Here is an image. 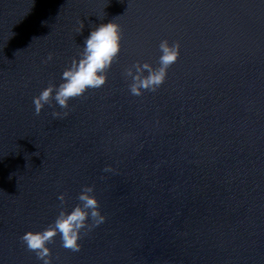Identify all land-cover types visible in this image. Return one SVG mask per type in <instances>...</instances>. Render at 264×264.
Returning <instances> with one entry per match:
<instances>
[{"label": "water", "instance_id": "1", "mask_svg": "<svg viewBox=\"0 0 264 264\" xmlns=\"http://www.w3.org/2000/svg\"><path fill=\"white\" fill-rule=\"evenodd\" d=\"M113 20L107 83L35 115L33 98ZM165 39L179 60L131 95L125 69L158 67ZM86 185L106 221L79 252L58 235L52 264H264V0H0V264H43L20 237Z\"/></svg>", "mask_w": 264, "mask_h": 264}, {"label": "clouds", "instance_id": "2", "mask_svg": "<svg viewBox=\"0 0 264 264\" xmlns=\"http://www.w3.org/2000/svg\"><path fill=\"white\" fill-rule=\"evenodd\" d=\"M82 28L83 23L80 22L78 33ZM122 39L121 25L114 20L95 27L85 39L84 46L78 54L79 58H73L70 66L64 69L62 82L58 86L49 83L38 96L33 98L35 115L38 116L45 105L52 107L53 101L61 109H68L70 100L82 98L89 90L103 87L107 83L109 70L119 60ZM180 47L178 41L170 44L168 40H162L159 44L162 54L159 56L158 67L137 61L125 69V77L131 78V83L128 85L131 95L141 96L145 91L156 92L165 83L168 69L179 60ZM52 58V54L49 53L47 61ZM68 115V111L52 112L54 118ZM104 171L111 172V166H106ZM94 190V185L84 186L77 196L79 203L71 211L61 207L53 223L44 230L27 231L23 234L20 240L27 251L35 253L43 264H52V251L48 245L55 243L58 235L63 248L71 252L81 251V239L106 221V216L100 210V202L93 194ZM58 199L61 205L65 203L64 194Z\"/></svg>", "mask_w": 264, "mask_h": 264}]
</instances>
